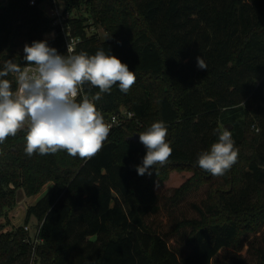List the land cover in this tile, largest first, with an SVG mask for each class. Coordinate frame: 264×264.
<instances>
[{
    "label": "trees",
    "instance_id": "1",
    "mask_svg": "<svg viewBox=\"0 0 264 264\" xmlns=\"http://www.w3.org/2000/svg\"><path fill=\"white\" fill-rule=\"evenodd\" d=\"M60 1L76 53L110 50L135 72L126 94L114 87L97 108L105 120L122 109L135 118L111 129L91 159L28 157L23 132L0 145V264H264V0ZM30 2H0V66L24 65L33 41L67 54L45 0ZM96 91L85 88L90 98ZM156 121L172 155L141 176L146 149L131 138ZM225 128L238 160L212 176L197 156ZM183 172L191 174L158 193ZM45 187L12 227L18 191ZM33 219L37 244L24 229Z\"/></svg>",
    "mask_w": 264,
    "mask_h": 264
},
{
    "label": "clouds",
    "instance_id": "2",
    "mask_svg": "<svg viewBox=\"0 0 264 264\" xmlns=\"http://www.w3.org/2000/svg\"><path fill=\"white\" fill-rule=\"evenodd\" d=\"M23 53L24 65L6 60L0 66V145L23 132L28 157L60 151L81 159L98 155L113 124L106 122L96 101L114 87L126 94L136 82L135 72L103 48L90 55L68 45L67 54H60L40 40L26 43ZM197 67L207 69L201 57ZM86 86L98 91L89 98ZM215 131L218 139L198 154L196 164L212 176H223L237 162L238 149L230 130ZM138 136L146 154L136 171L151 175V169L163 167L172 155L168 128L156 121Z\"/></svg>",
    "mask_w": 264,
    "mask_h": 264
},
{
    "label": "built area",
    "instance_id": "3",
    "mask_svg": "<svg viewBox=\"0 0 264 264\" xmlns=\"http://www.w3.org/2000/svg\"><path fill=\"white\" fill-rule=\"evenodd\" d=\"M45 2L49 4L51 11L49 15L53 19V25L60 30V33L66 42L67 49L69 45L75 51V47L76 44L79 42V39L73 38L70 34L69 29L67 28V19L69 18V12L64 9V6L60 0H45ZM30 4L34 5L35 2H32L31 0ZM134 118L135 114L133 112L128 111L126 109H122L116 114H113L108 119H106V122L112 123L113 126L111 129H113L125 125L129 121H132ZM24 229L25 231L31 233L30 239L33 241L34 244H37L40 241V227H37L36 229L32 230L30 226H26Z\"/></svg>",
    "mask_w": 264,
    "mask_h": 264
},
{
    "label": "rangeland",
    "instance_id": "4",
    "mask_svg": "<svg viewBox=\"0 0 264 264\" xmlns=\"http://www.w3.org/2000/svg\"><path fill=\"white\" fill-rule=\"evenodd\" d=\"M0 2L2 4H6L8 2V0H0ZM43 7L45 9V12L49 15L51 13L50 11V7L49 4L47 2H45L43 4ZM50 16V15H49ZM99 37L101 39L106 38V35L104 33V31L102 29H98L97 30ZM263 94H264V88H263ZM142 132L141 130L137 131V134L135 136H138V134ZM139 142V140H137ZM190 172H183V173H177V174H172L169 177L168 182L164 185V188L160 189L158 191V193H169L168 191H165V189L167 187L170 186H174V185H178L179 183H181L186 177L190 176ZM48 190V187H45L42 190V193H40L39 195L33 196V197H27L25 196V194L22 192V190H19V192L17 193V204L15 206V208L10 212L9 214V221L12 227H14V225H23L24 221H25V217H23V213L25 212L26 214V210L27 207L30 206V204H33L41 195H43L46 191ZM31 227L32 230H34L35 226H36V221L33 219L29 225ZM18 227V226H15Z\"/></svg>",
    "mask_w": 264,
    "mask_h": 264
},
{
    "label": "water",
    "instance_id": "5",
    "mask_svg": "<svg viewBox=\"0 0 264 264\" xmlns=\"http://www.w3.org/2000/svg\"><path fill=\"white\" fill-rule=\"evenodd\" d=\"M131 140L137 141V140H139V136H134L133 138H131Z\"/></svg>",
    "mask_w": 264,
    "mask_h": 264
},
{
    "label": "crops",
    "instance_id": "6",
    "mask_svg": "<svg viewBox=\"0 0 264 264\" xmlns=\"http://www.w3.org/2000/svg\"><path fill=\"white\" fill-rule=\"evenodd\" d=\"M19 192V191H18ZM23 192V191H22ZM31 205V204H30ZM23 217H25V212L23 213ZM14 226H21L20 224H18V225H14Z\"/></svg>",
    "mask_w": 264,
    "mask_h": 264
}]
</instances>
